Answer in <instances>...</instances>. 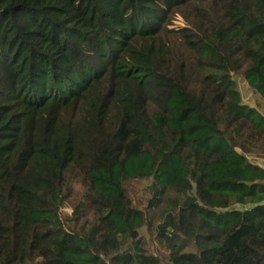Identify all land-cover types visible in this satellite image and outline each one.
<instances>
[{
  "label": "trees",
  "instance_id": "obj_1",
  "mask_svg": "<svg viewBox=\"0 0 264 264\" xmlns=\"http://www.w3.org/2000/svg\"><path fill=\"white\" fill-rule=\"evenodd\" d=\"M235 77L264 99V0H0V264H264Z\"/></svg>",
  "mask_w": 264,
  "mask_h": 264
},
{
  "label": "rangeland",
  "instance_id": "obj_2",
  "mask_svg": "<svg viewBox=\"0 0 264 264\" xmlns=\"http://www.w3.org/2000/svg\"><path fill=\"white\" fill-rule=\"evenodd\" d=\"M175 25H180V22L176 21ZM235 79H236L238 88L240 90L243 103L248 105V106H250V107H256L264 115V99L262 97H260L259 95L255 94V93H252L247 88V85H246L245 81L242 78L235 77ZM248 159L253 164H257V162H258L262 166H264L262 161L258 160L254 156H250L249 155ZM259 159L262 160L263 158H259ZM155 224H156V222H155ZM154 228H155V225H153L150 230H148L146 227H144V228L139 230V233H140V235L144 236L147 239V241L149 243V248L151 250L158 249L160 251H163L162 247L160 246V244L155 239V235L153 233Z\"/></svg>",
  "mask_w": 264,
  "mask_h": 264
},
{
  "label": "crops",
  "instance_id": "obj_3",
  "mask_svg": "<svg viewBox=\"0 0 264 264\" xmlns=\"http://www.w3.org/2000/svg\"><path fill=\"white\" fill-rule=\"evenodd\" d=\"M257 159L260 160V161H262V163L264 164V159H262V160L259 159V158H257ZM257 164H258L260 167L264 168V166H262L260 163L257 162Z\"/></svg>",
  "mask_w": 264,
  "mask_h": 264
}]
</instances>
